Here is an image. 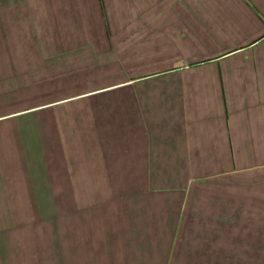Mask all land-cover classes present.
Returning a JSON list of instances; mask_svg holds the SVG:
<instances>
[{
  "label": "crops",
  "instance_id": "1",
  "mask_svg": "<svg viewBox=\"0 0 264 264\" xmlns=\"http://www.w3.org/2000/svg\"><path fill=\"white\" fill-rule=\"evenodd\" d=\"M135 2L0 0V264H264V0Z\"/></svg>",
  "mask_w": 264,
  "mask_h": 264
},
{
  "label": "rangeland",
  "instance_id": "2",
  "mask_svg": "<svg viewBox=\"0 0 264 264\" xmlns=\"http://www.w3.org/2000/svg\"><path fill=\"white\" fill-rule=\"evenodd\" d=\"M136 4H137V0L135 2V5ZM122 9H124V8H122ZM154 15H156V14H153V13L148 14V13L136 12L135 17H136V21L144 20V19L148 20V19H153L152 17ZM107 16H109V15L107 14ZM118 16H119L118 18L120 20H122V19L125 20L126 13L120 12L118 14ZM61 224H62L61 221L56 222V226H55L56 230L59 229L61 231V228H62ZM56 234H58V233H56ZM61 250H62V248H61V238L56 237L55 253L53 254L54 255V264H66V262H64V260H63V253L61 252ZM80 256H81V254H79V252H78L77 244L72 246L71 263L70 264H94L92 262H90V263L89 262H85L84 263L83 260H79ZM25 262H27V261L26 260H24L22 262L20 261L19 264H23ZM31 264H34V262H31Z\"/></svg>",
  "mask_w": 264,
  "mask_h": 264
},
{
  "label": "water",
  "instance_id": "3",
  "mask_svg": "<svg viewBox=\"0 0 264 264\" xmlns=\"http://www.w3.org/2000/svg\"><path fill=\"white\" fill-rule=\"evenodd\" d=\"M180 65H182V63Z\"/></svg>",
  "mask_w": 264,
  "mask_h": 264
}]
</instances>
